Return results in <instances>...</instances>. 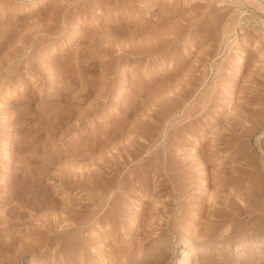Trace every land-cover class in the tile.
Instances as JSON below:
<instances>
[{
    "label": "rangeland",
    "instance_id": "1",
    "mask_svg": "<svg viewBox=\"0 0 264 264\" xmlns=\"http://www.w3.org/2000/svg\"><path fill=\"white\" fill-rule=\"evenodd\" d=\"M0 264H264V0H0Z\"/></svg>",
    "mask_w": 264,
    "mask_h": 264
},
{
    "label": "bare ground",
    "instance_id": "2",
    "mask_svg": "<svg viewBox=\"0 0 264 264\" xmlns=\"http://www.w3.org/2000/svg\"><path fill=\"white\" fill-rule=\"evenodd\" d=\"M116 129V128H115ZM119 132V131H118ZM120 133V132H119ZM110 135V134H109ZM110 137V136H109ZM111 137H113V136H111ZM111 137L109 138V139H111ZM99 146V145H98ZM139 147V146H138ZM131 155V154H130ZM154 155V154H153ZM115 157V156H114ZM116 168V167H115ZM117 169V168H116ZM116 169H112L110 172H112L110 175H112L113 173H117V171H115ZM118 169H119V165H118ZM117 169V170H118ZM115 173V174H116ZM114 175V174H113ZM142 176V175H141ZM26 181V180H25ZM121 181V180H120ZM21 184V183H20ZM238 246V245H237ZM240 247L242 246V244L241 245H239ZM244 246V245H243ZM251 249V248H250ZM252 250V249H251Z\"/></svg>",
    "mask_w": 264,
    "mask_h": 264
}]
</instances>
